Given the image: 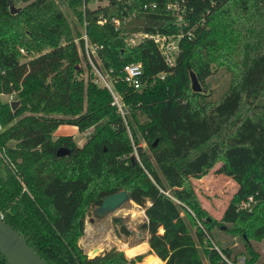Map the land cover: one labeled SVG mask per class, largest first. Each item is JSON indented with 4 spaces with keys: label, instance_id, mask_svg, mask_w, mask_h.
Here are the masks:
<instances>
[{
    "label": "trees",
    "instance_id": "obj_1",
    "mask_svg": "<svg viewBox=\"0 0 264 264\" xmlns=\"http://www.w3.org/2000/svg\"><path fill=\"white\" fill-rule=\"evenodd\" d=\"M14 1L0 0V93L18 101L12 110L0 97V217L48 264H136L148 254L163 264H224L214 244L232 260L264 264L251 244L264 239V0H97L106 3L93 8L94 0H64L96 46L123 113L105 86L81 77L82 57L92 70L83 33L57 1ZM155 34L180 35L172 64ZM128 62L142 65L140 89L121 79ZM212 64L229 75L215 99L206 93ZM190 71L201 92L192 91ZM61 124L87 132L84 143L54 137ZM228 137L255 159L216 220L173 188L174 174L203 168ZM60 147L69 152L57 155ZM163 165L174 172L168 188ZM120 190L144 211L138 228L149 249L128 258L111 247L88 257L78 243L86 211ZM249 195L253 206L237 210ZM219 232L238 236L244 250L220 247ZM117 233L131 231L121 225ZM0 264H9L1 253Z\"/></svg>",
    "mask_w": 264,
    "mask_h": 264
},
{
    "label": "rangeland",
    "instance_id": "obj_2",
    "mask_svg": "<svg viewBox=\"0 0 264 264\" xmlns=\"http://www.w3.org/2000/svg\"><path fill=\"white\" fill-rule=\"evenodd\" d=\"M56 1L70 25L76 26L78 30L83 33L82 25L76 22L74 14L64 0ZM105 3V1H89L88 7L93 8L98 4L103 5ZM22 4L23 2L21 0L14 1V6L16 7H20ZM242 20L236 18L237 23ZM139 39L140 35L137 34L129 38L128 41L134 43ZM170 40L172 43H175L176 39ZM80 67L83 69L81 77H83L84 80L88 78L89 74L94 77L92 70L87 69L86 60L83 57L80 62ZM228 76L229 75L224 68H215L214 64H212V74L207 79L206 89V93L210 99H215L225 90ZM109 80L110 79L108 78V81ZM97 84L100 85L99 83ZM1 99L7 101L3 96H1ZM122 105V101L119 99V104H116V106L121 113H123ZM59 126V129L71 130L75 128L72 124H61ZM86 133L87 132L78 131L75 136L71 135V137L78 146H81L85 141ZM141 145L146 148L144 142H142ZM132 157L138 159L136 150H134ZM205 159L207 160L205 167L197 171H193L192 169L194 167L190 168L189 166L185 168L181 174L175 175L172 169L168 167L169 165L161 166L158 171L167 188L169 182L168 179L174 174L177 183H174L173 188L176 189L183 198L187 199L190 205L197 203L205 209L212 218L219 220L223 209L237 189L238 183L241 181L248 168L252 165L255 159V153L246 148L240 141L233 139V137H228L219 145L211 149L205 155ZM164 168L166 169L163 171ZM93 208L94 207L88 209L86 214ZM86 214L84 220V232L79 238L78 243L88 257H93L103 251L109 250L111 247H115L116 249L123 251L126 257L130 258L128 256V250L132 249L134 251L135 243H142L146 240V233L140 231L138 228L140 223L145 220L144 211L131 200L124 202L116 210L105 216L94 217L90 215V217H93V220L91 221L88 220ZM114 218H119L120 221L115 222ZM121 225H124L131 231V233L129 235H124L122 233L118 234L117 232ZM216 228L217 226L211 233L213 239H217L218 229ZM219 234L223 240H225V242H217L220 247L230 248L231 254L233 255L244 250L243 242L238 236H226V234L220 232ZM251 244L254 249L259 252L260 258L264 260V239L259 241L252 240ZM147 257L148 255L144 256V258L136 264H146L145 259ZM154 264H163V262L158 259Z\"/></svg>",
    "mask_w": 264,
    "mask_h": 264
},
{
    "label": "built area",
    "instance_id": "obj_3",
    "mask_svg": "<svg viewBox=\"0 0 264 264\" xmlns=\"http://www.w3.org/2000/svg\"><path fill=\"white\" fill-rule=\"evenodd\" d=\"M152 6H154V4ZM144 7H146V5H144ZM103 21L104 19H102L100 22H103ZM114 22L117 24L118 20L115 19ZM82 37L84 39L85 55L87 57L88 62L90 63L92 67V72L94 75L93 81L95 83H99L101 86H105L110 91L113 97V103L118 105L120 96L113 88V83L109 77V72L102 69L100 66V62L96 56V46L88 43L86 34L84 31H83ZM151 37L159 44V48L161 49L164 55L165 61L168 64H172L178 52V39L180 35L165 36V35L155 34V35H152ZM170 39H176L175 43H172ZM19 50L21 53L25 54L24 49L20 48ZM120 73H121L122 81H124L128 86L132 87L133 89H140L141 87L140 77L142 74V65L140 62L125 63L121 67ZM108 78L110 79L109 81H108ZM1 96L5 97L9 103L13 101L12 93L11 94L0 93V97ZM254 203H255L254 196L249 195L246 198L241 199L236 204V209L237 210H245V209L247 210V209H250ZM213 248L218 252L224 264H245V257L243 255L237 256L235 260H232L225 253H223L215 244L213 245Z\"/></svg>",
    "mask_w": 264,
    "mask_h": 264
},
{
    "label": "water",
    "instance_id": "obj_4",
    "mask_svg": "<svg viewBox=\"0 0 264 264\" xmlns=\"http://www.w3.org/2000/svg\"><path fill=\"white\" fill-rule=\"evenodd\" d=\"M190 87L194 92H201V85L193 71L189 72ZM18 101L13 100L9 103L12 110L17 106ZM155 144V142L153 143ZM69 150L64 147L57 149V155L67 154ZM129 201V195L125 190H120L106 195L102 198L101 203L94 207L91 211H88L86 216L88 220H93V217L105 216L124 202ZM0 253L6 258L9 264H48L44 261L24 240L20 234L9 226L0 217Z\"/></svg>",
    "mask_w": 264,
    "mask_h": 264
},
{
    "label": "crops",
    "instance_id": "obj_5",
    "mask_svg": "<svg viewBox=\"0 0 264 264\" xmlns=\"http://www.w3.org/2000/svg\"><path fill=\"white\" fill-rule=\"evenodd\" d=\"M59 127L56 128V130H54L53 132V136L56 137L58 135H62V134H66V135H72V136H75V134L78 132L77 128L75 127L74 129H71V130H68V129H59ZM205 167V166H204ZM140 235V234H139ZM142 246V247H141ZM139 247L141 249H139ZM149 249V246H148V243L146 240H144L142 243H135L134 244V251L132 252V254H129L128 256L129 257H133L135 256L136 254H139V253H144L146 252L147 250ZM156 257V256H155ZM146 262L148 261H151V260H154V255L152 254H148V257L145 259ZM160 260V259H159ZM140 264V263H138Z\"/></svg>",
    "mask_w": 264,
    "mask_h": 264
},
{
    "label": "bare ground",
    "instance_id": "obj_6",
    "mask_svg": "<svg viewBox=\"0 0 264 264\" xmlns=\"http://www.w3.org/2000/svg\"><path fill=\"white\" fill-rule=\"evenodd\" d=\"M125 246H126V245H125ZM141 247H142V246H141ZM128 249H129V248H128ZM139 249H141V248L139 247ZM132 252H133L132 249L128 250V253H129V254H132ZM156 261H158V258H157V257H154V260L148 261V262H146V264H154V263H156Z\"/></svg>",
    "mask_w": 264,
    "mask_h": 264
}]
</instances>
